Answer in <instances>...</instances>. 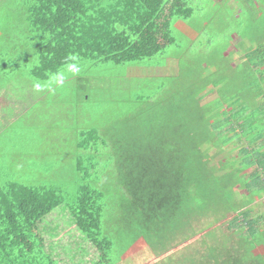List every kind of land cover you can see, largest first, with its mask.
<instances>
[{
  "label": "rangeland",
  "instance_id": "rangeland-1",
  "mask_svg": "<svg viewBox=\"0 0 264 264\" xmlns=\"http://www.w3.org/2000/svg\"><path fill=\"white\" fill-rule=\"evenodd\" d=\"M78 1L82 4L83 13L79 26L90 40L100 43L113 39L122 29L141 24L149 14L140 0ZM189 1L195 6L188 19L189 24H193L195 29L201 26V32H195L185 24V13L180 14L184 5L179 1H170L158 21L159 43L166 46L163 54L143 61H130L125 65H116L112 61H85L61 68L39 85L45 103L26 112L21 119V126L13 125L5 134L0 131V185L21 180L13 179V175L36 177L23 178L25 182L40 180L37 179L40 175H33L35 166L41 167L43 174L48 167V183L53 185L56 182V186L66 196L64 204L55 209L42 226L46 245L44 254L50 264H264V257L251 251V241L239 242V237L248 231L246 226L243 234L231 233L234 223L228 220L235 215L227 209H218L215 214H203L204 210L189 209L182 205L173 213L174 220L164 222L162 209L147 213L143 211V203L139 198L133 199L124 189L117 188L116 195L103 200L105 208L100 229L102 237L111 243L109 250H105V262L99 250L71 224L69 217L68 207L74 205L75 192L80 187L75 167L77 157L73 156L79 134L96 130L112 135L123 125V129L131 132L129 143L133 145L138 141V136L135 140L133 135L140 125L148 139L157 137L158 133H162V115H154L156 110L147 112V109L153 108L155 104L156 108L159 107L157 101L162 98L163 84L178 98L191 94L190 90L199 85L197 69L200 60L209 63L199 69L207 73L211 81L215 79L218 82L220 92L229 89V80L236 78L239 80L238 85L253 81L256 84L257 81L263 89L260 97L254 98V93L244 94L245 100L258 105L264 98V0ZM39 2L42 3V0ZM198 5L201 7L199 12L196 10ZM204 18L206 21H203ZM211 18L212 22L209 21ZM173 19L175 21L170 30L180 34L171 32L170 41L166 38L170 32L166 25ZM119 22L123 23L122 27ZM204 29L213 35L202 31ZM28 31L27 26L10 31L7 47L10 49L15 42H19L20 46L26 40ZM196 51L198 54L205 53L209 58L203 60L196 57ZM30 53L33 54V51H26L25 55L28 57ZM219 55L224 62L230 63L231 70H223L224 73L215 71L220 67L215 65L219 63ZM8 57L11 58L10 55ZM37 60L33 56L29 57V70L30 66L37 65ZM244 63H247L249 71L244 72ZM30 74L29 71L21 73L20 79L14 74L17 80L13 78L12 82L23 89L25 81L32 83ZM225 76L226 80L220 83L219 80ZM210 84L214 85L208 82L204 92L200 90L198 95L208 94L212 88ZM214 98V95H210L203 102H210ZM260 106L255 111L260 115L256 119L259 120V127L264 128V105ZM220 108L223 112L228 111L224 106ZM245 142L237 138L231 147L244 145ZM99 145L96 152L81 151V154L85 159L87 154L92 153L97 161L95 170L107 178L112 171H101L102 165L113 166L114 159L110 158V151ZM37 152L42 155V159L36 160ZM133 154L135 159L139 158ZM33 155H36L34 159L31 158ZM44 155L47 157L43 158ZM59 155L63 157L57 159ZM23 159L26 166L21 164ZM52 168L57 170L56 174L51 173ZM261 170L254 165L240 175L261 173ZM215 180H218V188L210 192L209 198L217 201L220 199V187L225 188L227 185L220 179ZM193 190L191 186L188 191ZM234 190L237 201L250 197L247 189ZM189 200H196L193 193L186 202L189 203ZM192 202L189 203L191 206ZM263 204L264 193L262 199L255 198L251 217L264 215ZM237 221L239 223V219ZM52 222L57 229L52 227ZM263 225L264 219L252 226L259 228Z\"/></svg>",
  "mask_w": 264,
  "mask_h": 264
},
{
  "label": "trees",
  "instance_id": "trees-1",
  "mask_svg": "<svg viewBox=\"0 0 264 264\" xmlns=\"http://www.w3.org/2000/svg\"><path fill=\"white\" fill-rule=\"evenodd\" d=\"M140 1L149 10L141 24L122 29L113 39L100 43L90 40L79 26L83 13L82 4L78 0H42V3L39 0H1L0 22L3 33L0 34V79L3 77L6 82H12L18 70L22 73L29 71L30 81L40 85L41 81L48 80L61 68L74 63L112 61L116 65H125L130 61H143L163 54L166 46L159 43L158 21L170 1L183 4L180 14L185 13V24L195 32H201V26L195 29L193 24H189L188 19L195 9L194 3L189 0ZM199 6L196 9L198 12L201 8ZM174 21L166 25L168 30ZM120 25L122 27L123 23ZM20 26L29 28L28 36L20 46L19 42H15L9 49L7 41L10 31ZM202 31L207 32L206 29ZM171 32L180 34L170 30L166 35L170 41ZM31 50L33 54L27 57L25 52ZM31 56L37 58L38 62L30 66L29 70ZM197 56L203 60L209 58L205 53L198 54L196 51ZM247 63H244V72L249 71ZM204 64L209 63L200 60L198 67ZM229 64L219 55V63L215 65L220 67L215 71L231 70ZM199 68V85L190 90L191 94L178 98L175 93L165 89L163 84L162 98L157 101L162 105L158 104L156 108L155 104L153 108L147 109V112L156 110L154 115H162V133H158L157 137L148 139L143 127L138 125L133 135L135 140L138 136V141L131 145V132L123 129L122 125L112 135L96 130L79 134L75 142L73 156L77 157L75 167L80 187L76 189L74 205L68 207V213L71 224L99 250L104 262L107 256L105 250H109L111 243L102 237L100 229L105 208L103 200L116 195L117 188L124 189L133 199L139 198L143 203V211L147 213L162 209L164 222L174 220L173 213L182 205L189 209L204 210L203 214H215L218 209H227L235 215L230 220L226 216L228 222L232 220L234 223L231 233L243 234L246 226L248 231L239 237V242L251 241V251L264 257V225L259 228L252 226L263 220L264 215L251 217L255 198L262 199L264 193V128L259 127L256 118L260 115L255 112L260 105H264V98L258 105L243 98L246 93H254V98L260 97L263 89L257 81L256 84L253 81L238 85L239 80L234 78L229 80V89L220 92L218 82L215 79L211 81L210 76ZM226 78L222 77L219 82L222 83ZM208 82L214 84H210L212 88L209 93L198 95V91L204 92ZM210 95L215 98L204 103L203 100ZM221 106L228 111L223 112ZM106 137L112 138L111 141H106ZM237 138L246 142L231 147ZM161 140L158 145L157 142ZM99 143L104 150L110 151V158L114 159L116 165H109L111 168L107 164L102 165L101 171H112L107 178L95 170L97 161L92 153L87 154L85 159L81 154V151L96 152ZM133 153L139 158L135 159ZM36 155V160L42 159L38 152ZM36 155L31 158L34 159ZM60 157L63 156L59 155L57 159ZM21 164L26 166V161L23 159ZM254 165L262 169L261 173L258 171L240 175ZM40 168L35 166L33 174L40 175L37 178L40 180L25 182L23 178L36 177L13 175V179L21 180L7 181L0 185V264H50L44 254L46 245L42 226L46 217L64 204L66 196L56 186V182L53 185L48 183V167L44 174ZM50 171L52 174L57 173L53 168ZM215 178L227 185L225 188L220 187V199L217 201L209 198L210 192L218 188V180ZM191 186L193 192L188 191ZM240 188L250 191V197L237 201L234 189ZM192 193L196 200H189L191 206L186 199Z\"/></svg>",
  "mask_w": 264,
  "mask_h": 264
},
{
  "label": "crops",
  "instance_id": "crops-1",
  "mask_svg": "<svg viewBox=\"0 0 264 264\" xmlns=\"http://www.w3.org/2000/svg\"><path fill=\"white\" fill-rule=\"evenodd\" d=\"M1 33H3V31L2 25L0 23V34ZM21 73V70H18V72L15 73L18 76L17 78L20 79ZM1 78L2 80L0 79V131L4 134L8 131V129H12L13 125L19 124L21 126V119L23 118L24 114L28 111L30 112L33 107L35 108L39 105H43L45 102L43 99L44 97L39 92L40 90L36 89L35 82L31 81L32 83H27L25 81V87H23L22 89L17 85V83L8 81L6 82L3 77ZM17 78L14 77V80L16 81ZM42 92L45 93L44 91ZM45 141H47V143H51V141L49 140ZM51 213L48 218L52 216ZM51 225L54 229H57L54 222H52Z\"/></svg>",
  "mask_w": 264,
  "mask_h": 264
},
{
  "label": "clouds",
  "instance_id": "clouds-1",
  "mask_svg": "<svg viewBox=\"0 0 264 264\" xmlns=\"http://www.w3.org/2000/svg\"><path fill=\"white\" fill-rule=\"evenodd\" d=\"M35 87H36L37 90H40L39 84L35 85Z\"/></svg>",
  "mask_w": 264,
  "mask_h": 264
}]
</instances>
